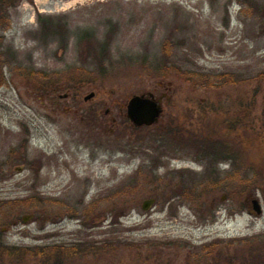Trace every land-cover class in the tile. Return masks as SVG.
<instances>
[{
  "label": "rangeland",
  "instance_id": "1",
  "mask_svg": "<svg viewBox=\"0 0 264 264\" xmlns=\"http://www.w3.org/2000/svg\"><path fill=\"white\" fill-rule=\"evenodd\" d=\"M57 220L83 264H264V0H0V264H52Z\"/></svg>",
  "mask_w": 264,
  "mask_h": 264
},
{
  "label": "water",
  "instance_id": "2",
  "mask_svg": "<svg viewBox=\"0 0 264 264\" xmlns=\"http://www.w3.org/2000/svg\"><path fill=\"white\" fill-rule=\"evenodd\" d=\"M94 96L95 93H91L86 97V100H89ZM161 100V98L157 100L152 93L135 95L131 97L127 104L128 118L133 124L138 127L152 126L156 124L164 111ZM107 113H109V110H107ZM154 203L155 199L145 200L143 203V209H151ZM252 204L255 214L261 215L263 209L260 200L258 198H255L252 200ZM24 220L27 221V218H25Z\"/></svg>",
  "mask_w": 264,
  "mask_h": 264
},
{
  "label": "flooded vegetation",
  "instance_id": "3",
  "mask_svg": "<svg viewBox=\"0 0 264 264\" xmlns=\"http://www.w3.org/2000/svg\"><path fill=\"white\" fill-rule=\"evenodd\" d=\"M107 114V111H106ZM250 202V200H249ZM250 213L254 212L253 209V204H252V199H251V208L249 209ZM59 223H61V220H57L54 222V224L57 226V230L59 227ZM84 226H86L83 223ZM56 230V229H55ZM54 233V238H58V240L54 241L53 245L49 248L51 251L46 253V249H43L44 251H41L40 254L38 255H42V256H46L49 255L52 259V264H83L81 261L83 260V255H85L86 251V246L84 247L85 244H83L82 242L78 243L77 245H74L72 247H67L66 243H63V241L61 240L63 237L62 234H60V232H63L62 230H58ZM5 231V230H4ZM1 234V232H0ZM12 249H19L16 246H11V245H6L2 239H1V235H0V258L1 257H7V256H11V251ZM27 249V248H26ZM85 249V250H84ZM26 251H22V255H25ZM31 251H29L28 253H26L28 256H31L32 253H30ZM36 255V254H35ZM225 262H222L220 264H230L228 258L224 260ZM157 264H168V262L164 261Z\"/></svg>",
  "mask_w": 264,
  "mask_h": 264
},
{
  "label": "trees",
  "instance_id": "4",
  "mask_svg": "<svg viewBox=\"0 0 264 264\" xmlns=\"http://www.w3.org/2000/svg\"><path fill=\"white\" fill-rule=\"evenodd\" d=\"M86 36L89 37V38L86 39V42H88L87 44L90 45V47H89L90 51L86 52L85 54L88 55V56H93V60L99 62L100 68L102 70L106 71L107 65H105L104 61H105V58H106L105 56L107 54V48H103L102 50L97 48L99 46L96 45L97 46L96 47L94 44H92V43L90 44L89 43V42H91V39H92V38H90V34H86ZM171 52H172L171 43L166 42V44L164 46V50H163L164 57L165 58L171 57ZM158 69H159L160 74L163 77H170L171 75H175V76L179 77V76L182 75L181 68L178 65H176V64H174L172 62L171 63H166L165 62ZM196 77H198L199 80H200V76H196ZM186 80L192 82L193 86L200 85L199 82H198L199 80L196 81L195 77H186ZM202 84L203 85L204 84H206V85L208 84L209 86L213 85L212 81L209 78L205 82H202ZM206 144H208V143H206ZM208 146H210V147L212 146V149H210V151L207 150ZM219 148L220 147L218 145L217 146L213 145V144L206 145V147L203 149V152L205 153L204 155L205 156L208 155V157L211 160L212 159L215 160L214 158H216V154L218 155V153H219L220 155H223L222 154V150L220 151ZM205 150H207V152ZM211 152H214V153L212 154ZM227 152L229 153V150H227ZM227 152L226 153L223 152V153H225V155H227L228 154ZM48 251H51V250L49 249ZM48 251L46 250L45 252L48 253Z\"/></svg>",
  "mask_w": 264,
  "mask_h": 264
},
{
  "label": "bare ground",
  "instance_id": "5",
  "mask_svg": "<svg viewBox=\"0 0 264 264\" xmlns=\"http://www.w3.org/2000/svg\"><path fill=\"white\" fill-rule=\"evenodd\" d=\"M78 1H83V0H78Z\"/></svg>",
  "mask_w": 264,
  "mask_h": 264
}]
</instances>
